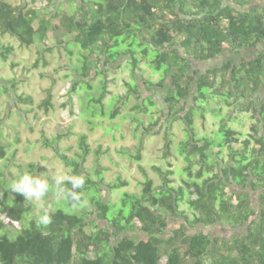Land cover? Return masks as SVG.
Masks as SVG:
<instances>
[{"label":"trees","instance_id":"obj_1","mask_svg":"<svg viewBox=\"0 0 264 264\" xmlns=\"http://www.w3.org/2000/svg\"><path fill=\"white\" fill-rule=\"evenodd\" d=\"M54 1L59 2L49 3ZM67 1L68 12L60 7L47 12L0 0V35L30 46L44 44L49 31H62L68 38L65 51L76 56L68 64L73 72L68 93L83 91L79 115L90 130L98 125L95 119H115L134 98L132 111L154 115L143 134L167 124L163 158L170 155L173 121L182 122L186 136L178 151L184 165L153 166L157 183L139 166L144 178L139 192L123 191L113 202L106 193L128 182L119 175L106 182L105 167L85 166L90 153L86 134H78V151L70 156L58 147L64 135L43 140L71 175L85 180L78 190L81 204L69 212L66 202L52 201L56 211L43 228L35 222L34 203L8 190L19 176L9 172L14 153L7 158L0 140V159L6 160L0 166V264H264V3ZM53 18L57 25L51 24ZM13 49L1 44L0 59L6 61ZM116 63L128 68L129 80L122 84L125 93L111 97L106 107L107 66ZM8 82L0 83V92L16 86L14 79ZM154 94L161 95V106L152 110ZM50 99L48 92L38 106L47 111ZM16 100L32 103L21 94ZM210 100L216 103L213 115L229 106L249 113V133L233 129L222 116L212 135L198 136L195 116L205 119ZM131 119L142 122L136 114ZM143 142L139 138L132 155L136 161L142 159ZM225 149L224 162L219 154ZM28 166L33 174L44 170Z\"/></svg>","mask_w":264,"mask_h":264},{"label":"rangeland","instance_id":"obj_2","mask_svg":"<svg viewBox=\"0 0 264 264\" xmlns=\"http://www.w3.org/2000/svg\"><path fill=\"white\" fill-rule=\"evenodd\" d=\"M6 1L12 5L26 3L28 6H36L47 12L54 10L55 7H60L62 12H68L71 5L67 0H58L59 2L54 1L53 3H49V0ZM262 3L264 0H254V4L262 5ZM58 23V19H51V24L57 25ZM34 25L36 26V21ZM61 32L59 29L49 31L44 44L35 42L30 46L20 45L15 38L8 34L0 35V45L8 44L14 48L6 61L0 59V83L10 86L8 80L16 81V86L9 87V92H0V140L7 146V158L14 153L12 163L8 166L12 176H20L25 172L33 174L28 166L30 163L44 167V170L33 174L41 178H46L50 172L56 175L71 176L69 168L60 161L56 153L50 147L43 145V140H51L57 134L64 135L59 140L58 147L69 156L78 151V134H86L90 153L85 166L92 168L98 164L99 167H105L103 176L106 182L115 181L117 175L128 182V186L106 193V199L113 202L118 201L123 191L139 192L140 182L144 179L139 166L157 183L159 178L152 168L153 166L165 167L166 162H169L174 168L184 165L178 151L179 143L186 136L182 122L173 121L170 129L172 134L170 155L163 158L164 131L167 124L160 123L152 130V134H143L144 127L148 125L149 119L154 115L132 111L130 107L135 101L134 98L130 99V102L115 119H95L98 125L90 130V125L85 123V120L79 115V102L84 101L83 91L68 93L73 73L68 64H74L76 56H70L65 51L63 44L68 38ZM56 42H61L62 45L58 46ZM45 46H50L51 50L46 51ZM73 50L76 52L77 48L74 47ZM107 67L109 71L105 78L108 94L104 98L105 106L111 97L125 93V87L122 84L123 81L129 80L127 67H119L118 63ZM144 73H148V70ZM156 76L153 75L154 78ZM92 84L97 85L98 78H95ZM48 92L51 95L52 107L45 111L43 107L39 106ZM20 94L24 97H31L32 103L18 102L16 96ZM153 102L155 107H152V110L160 107L161 95L154 94ZM27 109H30L31 112L24 113ZM212 109H216L214 100H210L208 104L205 119L202 120L198 114L195 116V131L198 136L212 135L222 116L226 117L227 123L233 129L244 135L249 133V127L253 123L249 118V113L239 112L237 106H229L220 109V115H213L210 113ZM135 114L142 120L141 123L131 119ZM67 133L69 134L65 135ZM141 137H144L141 150L142 159L136 161L132 155L135 154ZM240 145L239 143L234 147L238 148ZM219 158H222L224 162L228 161L226 149L221 151ZM5 161V159H0V166ZM8 176L10 179L13 178L11 175ZM12 195L15 194L12 193ZM253 198L255 199V197ZM54 200V195L50 193L45 202L52 203ZM37 211H39V207L34 203V213ZM220 232L224 236L223 230Z\"/></svg>","mask_w":264,"mask_h":264},{"label":"clouds","instance_id":"obj_3","mask_svg":"<svg viewBox=\"0 0 264 264\" xmlns=\"http://www.w3.org/2000/svg\"><path fill=\"white\" fill-rule=\"evenodd\" d=\"M65 183L71 188H65ZM85 180L80 175H56L50 172L46 178L25 172L8 186L13 194L21 195L24 200L35 203L39 211L35 214V222L38 227L46 228L52 223L56 209L51 203H46V197L52 193L56 202L64 201L70 205L66 211H73L82 202L81 193L78 191L84 186ZM8 221V219H7ZM17 222H15L16 225Z\"/></svg>","mask_w":264,"mask_h":264}]
</instances>
